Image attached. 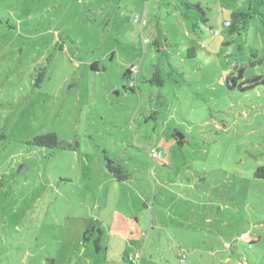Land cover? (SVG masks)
<instances>
[{
    "label": "rangeland",
    "instance_id": "obj_1",
    "mask_svg": "<svg viewBox=\"0 0 264 264\" xmlns=\"http://www.w3.org/2000/svg\"><path fill=\"white\" fill-rule=\"evenodd\" d=\"M261 166L264 0H0V264H264Z\"/></svg>",
    "mask_w": 264,
    "mask_h": 264
},
{
    "label": "trees",
    "instance_id": "obj_2",
    "mask_svg": "<svg viewBox=\"0 0 264 264\" xmlns=\"http://www.w3.org/2000/svg\"><path fill=\"white\" fill-rule=\"evenodd\" d=\"M245 15L243 14L241 11H234L231 13V20L230 21H226L228 22V24L225 26V29L227 31L228 34H234V33H239L242 30L246 29V21H244L245 19ZM242 20V21H240ZM242 22V25H239V23ZM194 26L192 27V29L194 30ZM92 68H96L97 67V63L94 62L91 64ZM135 75L131 74L130 68L126 69V71L123 73V77L125 79H127L130 82L129 85V90L133 91V87L135 86ZM259 76L253 77L251 79H248L249 81H253L255 79H258ZM150 82H155L156 84H161L163 79L160 75V72L158 70H156L155 72H153L150 80ZM30 144L35 145V146H41V147H48V148H56L59 146V139L56 135V133L54 132H49V133H45V134H41V135H36L34 136L30 141ZM181 142L178 141V139L172 135V139L170 141H168L163 149L162 152H159V157L161 155H166L169 151V149L174 145V144H180ZM152 157V156H151ZM159 157H152L155 164L157 165H166V161L164 159H159ZM105 161H106V168L109 172H111L114 176V178L117 181H123L125 179L128 178V174L126 169L121 166L118 162L111 160L107 157H104ZM161 158V157H160ZM255 177L257 178H264V166L258 167L255 172H254ZM91 228L88 227L86 228V230L83 233V238L87 239L88 235L91 232ZM183 257V256H182Z\"/></svg>",
    "mask_w": 264,
    "mask_h": 264
},
{
    "label": "built area",
    "instance_id": "obj_3",
    "mask_svg": "<svg viewBox=\"0 0 264 264\" xmlns=\"http://www.w3.org/2000/svg\"><path fill=\"white\" fill-rule=\"evenodd\" d=\"M225 24L227 25L228 22H225ZM214 34H217V31H215ZM130 71H131V74L135 75L137 73V71H138V67L133 65V66H131ZM150 154H151L152 157H159V155H160L154 149L151 150Z\"/></svg>",
    "mask_w": 264,
    "mask_h": 264
},
{
    "label": "water",
    "instance_id": "obj_4",
    "mask_svg": "<svg viewBox=\"0 0 264 264\" xmlns=\"http://www.w3.org/2000/svg\"><path fill=\"white\" fill-rule=\"evenodd\" d=\"M174 136L178 139L179 142H182V135H180L179 133H175Z\"/></svg>",
    "mask_w": 264,
    "mask_h": 264
}]
</instances>
